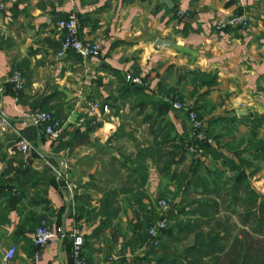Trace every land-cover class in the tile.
<instances>
[{
	"label": "crops",
	"instance_id": "1",
	"mask_svg": "<svg viewBox=\"0 0 264 264\" xmlns=\"http://www.w3.org/2000/svg\"><path fill=\"white\" fill-rule=\"evenodd\" d=\"M2 1L6 8L0 10V100L8 120L20 130L28 128L30 125L22 123L24 115L46 106L57 112L67 132L91 128L87 139L66 151H56L47 136L29 130L27 139L37 154L31 158L18 150L11 130L0 132V191L12 184L15 170L25 162L34 170H46L54 179L48 184L39 182L41 177L38 182L30 181L19 200L10 198L20 194L19 189L18 194L13 192L16 184L0 196V264H73L71 230L79 228L84 237L102 220L97 216L89 221L77 220L75 193H89L88 208L97 213L103 209L104 218L110 221L91 244L83 246V256L91 264H153L154 255L145 259L148 247L138 245L136 240V223L149 216L141 207L157 210L156 197L165 192H170L175 206H180V171L187 167L189 158L172 165L163 175L147 159L143 184L140 177L136 179L138 175H128L130 160L148 146L151 136L147 133L148 123L142 122L141 116L134 118L131 103L117 98L114 72L138 70L146 79L145 89L151 92L169 68L197 69L215 81L208 95L199 101L204 124L218 116L254 113L264 118V0H171L172 6L160 0ZM10 7L15 9L13 17ZM237 11L247 15V28H217ZM70 12L77 17L80 36L100 42L101 53L86 60L69 53L57 57L60 39L53 25ZM174 12L184 16L177 19ZM158 39L172 44L159 46ZM12 71L25 78L20 95L15 94L14 83L6 80ZM205 89H197L188 102ZM89 102L99 105L93 114L87 113ZM105 102L108 112L100 108ZM80 117L82 122H78ZM167 117L179 133L187 130V121L176 112L169 111ZM86 120L90 122L84 124ZM234 123L238 124L237 118ZM243 123L232 125L227 139L246 135L250 127ZM221 149L236 160L232 152ZM60 156L67 163L71 192L42 160L46 157L52 165H58ZM201 159L205 164L212 161L210 155ZM260 165L252 183L264 196V162ZM43 190L47 202L38 203L35 197L42 196ZM198 196L193 191L187 199ZM31 217L63 226L66 236L35 249L30 224L22 226ZM172 234L179 240L163 237L165 251L171 253L175 246L180 252L185 244L180 243V229L172 230ZM10 247H15V257L5 261L4 254Z\"/></svg>",
	"mask_w": 264,
	"mask_h": 264
},
{
	"label": "trees",
	"instance_id": "2",
	"mask_svg": "<svg viewBox=\"0 0 264 264\" xmlns=\"http://www.w3.org/2000/svg\"><path fill=\"white\" fill-rule=\"evenodd\" d=\"M13 7H10L11 12L15 10ZM239 14L241 11H237L235 16ZM11 16H15V12L11 13ZM65 17L66 15H63L56 21ZM174 17L180 19L176 12H174ZM224 27L232 26L225 25ZM236 27L240 26L236 25ZM68 53L81 59L73 51ZM114 75L118 81L119 96L117 98L120 101L131 103L130 108L134 111V118L141 116V121L148 123L147 133L151 136V139L147 141L148 146L139 149L134 158L130 160L132 167L128 168V175H138L136 179L140 177V183L143 184L147 178L148 165L145 162L147 159H150L157 171L163 175V172L172 165L177 162L182 163L189 158L187 167L180 171V193H183L180 206L174 205L175 211L168 213L167 225L158 233L157 244L149 243L148 229L159 218L158 211L152 207L149 210L146 206L141 207L145 212H149V216H145L143 220L136 223L137 244L148 247L144 258L146 259L147 255H154L153 264H264V196L252 183V178L261 169L260 163L264 162V134L260 135L261 129L264 128V118L254 113L248 116L233 115L211 118L204 124L205 136L214 141L210 144L197 140L191 135L188 118V112L192 110L203 120L201 110L203 105H199V101L208 95L209 88L215 84L210 74L197 69L171 67L160 78L155 90L151 92L145 89L146 79L140 75L138 70L126 74L114 72ZM133 77H140L141 82H133ZM203 87L206 89L199 93L193 102H188V98L192 97L197 89ZM21 90L22 88H16L15 94L20 95ZM176 102L182 107L175 108L173 104ZM107 104L105 102L100 105L101 110L103 105L108 106ZM113 107L116 109L115 114H118L119 108L115 104ZM39 110L52 111L56 117L60 118L57 112L46 106ZM169 111L176 112L187 121L188 127L185 126L187 130L181 133L176 130L175 125L167 117ZM235 118L238 119V124L234 123ZM92 120L93 118L90 119ZM90 121L86 120L84 124ZM240 121L250 127L249 132L236 139L234 137L227 139L233 129L232 125H239ZM90 128L83 132L79 129L67 132L64 128L61 136L53 144V148L56 151L70 150L74 144L88 138ZM24 129L20 130V134L26 138L29 136L28 131L32 129L45 135L37 126L30 125ZM121 129L120 126L118 135ZM190 146H194L196 151H190ZM221 148L232 152L237 157L236 160L225 155ZM33 155L36 156V152H33ZM204 155L212 157L209 164L202 161L201 157ZM217 161L220 162L219 166L216 165ZM38 177L43 180L39 181ZM34 180L46 184L54 182L53 177L46 170L37 171L32 169L29 163H21L15 170L12 184L8 185L12 187L16 184L13 192L18 194L19 189L20 194L10 198L19 200L27 192L24 188ZM9 187L7 189L3 187L0 196L5 192H10ZM193 191L199 196L187 199L188 194ZM45 194L43 190L42 196L35 197L38 198L36 201L46 203ZM161 197L174 199L170 192L161 193L156 199ZM73 198L74 215L77 220L89 221L96 216L102 218L96 228L83 237V246L84 244L89 245L91 239L105 230L110 221L104 218L106 212L103 209L97 213L88 208L89 193H75ZM28 224L34 231L40 222L31 217L22 226L25 227ZM176 228L180 229V243L185 244L180 247V252L174 246L173 251L168 253L165 251L167 244L163 243V237H169L174 241L179 240L172 234V230ZM160 251L161 253H158Z\"/></svg>",
	"mask_w": 264,
	"mask_h": 264
},
{
	"label": "built area",
	"instance_id": "3",
	"mask_svg": "<svg viewBox=\"0 0 264 264\" xmlns=\"http://www.w3.org/2000/svg\"><path fill=\"white\" fill-rule=\"evenodd\" d=\"M71 2L72 0H68ZM3 1L0 0V10L5 9ZM183 16L182 12L178 13ZM225 25L240 26L241 28H247L249 25L248 17L245 13H241L230 19L223 20L221 23L217 24V28ZM55 34L59 37L60 45L57 50V57H64L69 51H73L82 60H86L92 56H95L102 52L103 46L100 42L95 40L86 39L81 37L78 30L77 17L73 12H70L65 18L56 21L53 25ZM8 82L14 83L17 89L23 88L25 78L20 72L14 71L10 74L7 79ZM133 82L140 83V77H133ZM175 108H181V104L176 102L173 104ZM87 113L93 114L99 105L95 102L87 103ZM106 105H103L102 112H108ZM188 118L191 126V135L197 140L206 141L212 143V139L207 138L204 134V122L199 118L195 111L190 110L188 112ZM83 117L79 118L78 122H82ZM23 124L33 125L40 127L45 135L50 139L51 143L61 136L63 129L65 128V123L60 118L56 117L52 111L46 110H35L24 115ZM5 130H11L17 139L16 146L18 150L23 153L27 158H31L33 152H36L35 147L30 143V141L20 134V129L11 124L2 109V103L0 100V132ZM190 151H196L194 146L189 147ZM43 163L46 164L54 172L56 179H60L64 182V186L69 192L72 190V183L66 175L67 163L63 156H60L58 165H52L50 161L46 158H42ZM156 209L159 214V218L149 227L148 229V241L149 243H158V233L162 231L168 221V213L170 211H175V202L169 197H161L156 199ZM72 238V248L71 256L73 259V264H91L83 256V235L81 230L74 227L70 234ZM66 236V231L63 226L59 224H48L45 221H41L39 225L33 231L31 236V242L35 247H44L51 242L59 241ZM16 254L15 247H10L6 250L4 254L5 261H11Z\"/></svg>",
	"mask_w": 264,
	"mask_h": 264
},
{
	"label": "water",
	"instance_id": "4",
	"mask_svg": "<svg viewBox=\"0 0 264 264\" xmlns=\"http://www.w3.org/2000/svg\"><path fill=\"white\" fill-rule=\"evenodd\" d=\"M160 1L165 2L168 6H172L171 0H160ZM156 44H158L159 46H167V45H171L172 43L168 40L158 39L156 41Z\"/></svg>",
	"mask_w": 264,
	"mask_h": 264
},
{
	"label": "rangeland",
	"instance_id": "5",
	"mask_svg": "<svg viewBox=\"0 0 264 264\" xmlns=\"http://www.w3.org/2000/svg\"><path fill=\"white\" fill-rule=\"evenodd\" d=\"M257 183V182H256ZM155 202H156V200H155ZM155 207H156V204H155Z\"/></svg>",
	"mask_w": 264,
	"mask_h": 264
}]
</instances>
